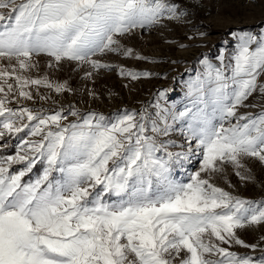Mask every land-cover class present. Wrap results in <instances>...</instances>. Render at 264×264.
<instances>
[{
  "label": "snow or ice",
  "instance_id": "snow-or-ice-1",
  "mask_svg": "<svg viewBox=\"0 0 264 264\" xmlns=\"http://www.w3.org/2000/svg\"><path fill=\"white\" fill-rule=\"evenodd\" d=\"M183 15L171 0H0V139L26 133L14 155L0 156V264H264V254L221 246L257 247L236 230L264 224V200L211 182L225 165L250 179L242 157L264 164V107L238 111L257 91L264 95V29L233 32L235 47L222 50L219 66L200 61L183 111L157 103L154 115L141 108L109 120L70 107L77 119L69 122L63 108L49 114L22 103L50 99L41 88L72 90L47 73L33 76L37 57H48L49 69H110L96 57L131 56L121 38ZM178 122L188 149L173 152L175 142L159 137ZM193 154L199 169L187 182L175 179L174 167ZM37 163L41 174L25 181Z\"/></svg>",
  "mask_w": 264,
  "mask_h": 264
},
{
  "label": "rangeland",
  "instance_id": "rangeland-1",
  "mask_svg": "<svg viewBox=\"0 0 264 264\" xmlns=\"http://www.w3.org/2000/svg\"><path fill=\"white\" fill-rule=\"evenodd\" d=\"M184 15L176 20L165 19L162 24L150 29H137L132 34L121 38L124 48H131L133 54L108 53L96 57L102 63L113 65L110 69L93 71L88 65L77 66L75 62H64L56 69L47 67L48 57L40 56L39 69L33 71V76L47 73L54 81H67L71 91L57 94L46 88L40 91L50 97L40 100L37 96L34 101H22L26 106L34 109L43 108L49 114L64 109L68 115L70 107H74L81 115L88 112L103 114L111 120L124 110L147 108L155 114V104L163 107L183 111L189 104L187 84L203 71L201 60L207 58L211 63L219 66L218 57L222 50L230 53L235 47L236 39L233 32L251 31L259 34L264 29V0H171ZM203 33V35H201ZM144 57V59H138ZM119 67L135 73H150L149 76H139L133 80L130 76L120 75ZM92 71L91 78L85 77V72ZM261 81L264 82V76ZM35 93V89H33ZM92 92L94 95H89ZM164 96L160 97V93ZM247 107L239 108L240 114L258 113L264 107V95L258 91L251 96ZM251 105H256L252 107ZM13 106H16L15 104ZM77 117L68 115V121ZM235 121H233L234 123ZM182 125L178 122L173 125L167 137L160 140H172L175 146L169 151H187L188 141L181 131ZM151 134V133H149ZM26 138V133L18 137L0 139V156L14 155L20 139ZM194 147V143H193ZM199 154L177 165L173 169V177L187 182L189 174L197 171ZM244 168L242 175L250 179H241L236 175L232 165H225L223 172L212 176L211 182L231 193L233 196L252 201L264 200V164L251 157H242ZM23 165H14L13 171H19ZM44 165L37 163L33 171L24 177L25 181L35 179L43 170ZM237 236L246 244H256L257 247L246 248L232 243L221 245L229 247L230 251L241 255L259 257L264 254V224L249 226L236 230Z\"/></svg>",
  "mask_w": 264,
  "mask_h": 264
}]
</instances>
